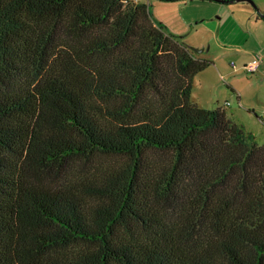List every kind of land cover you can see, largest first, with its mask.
Listing matches in <instances>:
<instances>
[{
    "label": "trees",
    "instance_id": "obj_1",
    "mask_svg": "<svg viewBox=\"0 0 264 264\" xmlns=\"http://www.w3.org/2000/svg\"><path fill=\"white\" fill-rule=\"evenodd\" d=\"M211 63L141 0H0V264H264V144L192 100Z\"/></svg>",
    "mask_w": 264,
    "mask_h": 264
},
{
    "label": "rangeland",
    "instance_id": "obj_2",
    "mask_svg": "<svg viewBox=\"0 0 264 264\" xmlns=\"http://www.w3.org/2000/svg\"><path fill=\"white\" fill-rule=\"evenodd\" d=\"M141 1L149 6L153 18L156 21L161 22L169 31L177 35H183L185 42L188 36L192 38L197 35L196 32H188V27L191 25L193 31H196L197 23H199L200 26H198V28L200 29L198 30H201L203 29L201 25L204 22L213 24L212 31H214V33H217L218 29L214 24L221 22V27L219 26V28H221L219 30V40H224L223 36L226 31L224 26H227L228 14H231L232 9L235 10L234 16L239 21H244L246 25L250 13H253L255 20L259 19L260 23H264V0H252L253 3L240 0L238 2L225 4L211 0ZM218 5H223L222 9L230 7L231 10H228V14L227 11L218 13V7H220ZM177 30H179V32H175ZM260 36V38H262V35ZM227 40L230 39L227 38ZM231 40L238 44L244 41L242 36L237 34L231 37ZM211 43H209V46L212 45ZM206 45H208V42ZM254 45H256V43L253 40H249L245 41L243 46H245L244 48L253 49ZM215 48L216 47L213 49L215 50ZM236 54L234 50H226L225 53L220 56L218 68L222 77H219V73L214 74L213 71L206 73L209 79V88L208 90H206V87L199 88L200 92L198 94L203 97L204 102L201 107L215 109L221 106L229 116L233 112L235 122L246 132L252 134L258 145H262L264 144V121L260 120L258 115L264 111V75L259 72L246 73L242 70L233 72L229 63L234 62L239 65L240 57ZM234 78L236 79L234 80ZM195 81L196 80H194V82ZM229 85H238L236 88L242 93L240 96L241 98L237 97L236 93L232 91Z\"/></svg>",
    "mask_w": 264,
    "mask_h": 264
},
{
    "label": "crops",
    "instance_id": "obj_3",
    "mask_svg": "<svg viewBox=\"0 0 264 264\" xmlns=\"http://www.w3.org/2000/svg\"><path fill=\"white\" fill-rule=\"evenodd\" d=\"M211 1H215V0H211ZM232 2H238V1H232ZM232 2H218V3L225 4V3H232ZM218 6H220L218 7L219 8L218 13L227 11V14H228V10H231L230 7H226L227 9H222L223 5L222 6L218 5ZM234 11L235 10L232 9L231 14H228L227 26H224V28H226V31H225V35L223 36V39H224L222 40L223 42L219 40V30L221 29L219 28V26L221 22H217L216 24H214L218 28L217 33H214V31H212L213 24L207 23V22H204L203 23L204 25L203 24L201 25L203 26V29L201 30H198L200 29L198 28V26H200L199 23H197V26L195 29L196 31H193L191 25L190 27H188L189 28V30H187L188 32H196L197 35L192 38L191 36H188L187 40L185 39L186 42L190 46H194L195 48H199V49L201 48L202 52H199V54L203 57H206L212 60V63L208 67H206L204 70L201 71L203 73L199 72L201 74L197 75L199 74L197 73L193 78V88L191 91V98L199 106H202L204 103L203 97L200 94H198L200 92L199 88L206 87V90H208L209 88L208 86L209 79L206 73L213 71L214 74L219 73V77H222V75L220 74L219 68H218L219 66L218 60L220 56H222L225 53L226 50L227 51L234 50V52L237 53L236 55L240 57L239 65L234 63L235 66H232L231 62L229 63V66L233 69V72H237L240 70L244 71L242 69V66L246 62H248L253 57H259L261 59V64H260V67L257 73L259 72L264 75V23H260L259 19L255 20L253 13H250L249 17L247 18V25H246L244 24V21L241 22L234 16ZM181 31H184V30H181ZM175 32H179V30ZM236 34L242 36L244 40L242 43L238 44V43H235L233 40H231V37H233ZM260 35H262V38H260L261 37ZM226 37L230 40H227ZM249 40H253L257 46L254 45L253 49L244 48L245 46L243 45L245 41H249ZM207 42H208V45H206ZM209 43H211L212 45L209 46ZM214 47H216L215 50L213 49ZM235 79L236 78H234V80ZM194 80L196 81L194 82ZM229 86L232 89V91L236 93L237 97L241 98L240 96L242 95V93L237 90L238 88H236L238 85L237 86L229 85ZM228 117L235 122L233 112L231 113L230 116L228 115Z\"/></svg>",
    "mask_w": 264,
    "mask_h": 264
},
{
    "label": "built area",
    "instance_id": "obj_4",
    "mask_svg": "<svg viewBox=\"0 0 264 264\" xmlns=\"http://www.w3.org/2000/svg\"><path fill=\"white\" fill-rule=\"evenodd\" d=\"M260 64H261V59L259 57H253L242 66V69L246 73H255L259 70ZM231 65L235 66L234 62H231ZM258 117L260 120L264 121V111L260 115H258Z\"/></svg>",
    "mask_w": 264,
    "mask_h": 264
},
{
    "label": "water",
    "instance_id": "obj_5",
    "mask_svg": "<svg viewBox=\"0 0 264 264\" xmlns=\"http://www.w3.org/2000/svg\"><path fill=\"white\" fill-rule=\"evenodd\" d=\"M215 1H218V2H232V1H239V0H215ZM246 1L253 3L252 0H246ZM192 48L195 49L198 52H202L201 48L200 49L199 48H195V47H192Z\"/></svg>",
    "mask_w": 264,
    "mask_h": 264
}]
</instances>
